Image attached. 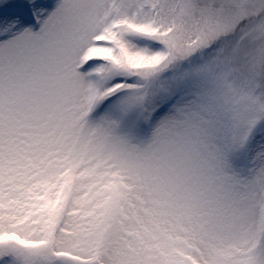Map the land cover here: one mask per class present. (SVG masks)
<instances>
[{"label": "snow or ice", "instance_id": "1", "mask_svg": "<svg viewBox=\"0 0 264 264\" xmlns=\"http://www.w3.org/2000/svg\"><path fill=\"white\" fill-rule=\"evenodd\" d=\"M0 264H264V0H0Z\"/></svg>", "mask_w": 264, "mask_h": 264}]
</instances>
